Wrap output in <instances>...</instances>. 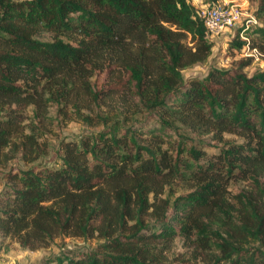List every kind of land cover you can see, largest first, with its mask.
Returning a JSON list of instances; mask_svg holds the SVG:
<instances>
[{
	"label": "trees",
	"instance_id": "1",
	"mask_svg": "<svg viewBox=\"0 0 264 264\" xmlns=\"http://www.w3.org/2000/svg\"><path fill=\"white\" fill-rule=\"evenodd\" d=\"M213 48L189 0H0V246L97 240L41 264H173L180 237L195 262L264 264V72L247 75L249 59L186 81ZM52 109L58 127L100 128L61 140L59 167L38 164Z\"/></svg>",
	"mask_w": 264,
	"mask_h": 264
},
{
	"label": "rangeland",
	"instance_id": "2",
	"mask_svg": "<svg viewBox=\"0 0 264 264\" xmlns=\"http://www.w3.org/2000/svg\"><path fill=\"white\" fill-rule=\"evenodd\" d=\"M190 3L195 7L200 16L203 15L204 12H207L209 8L214 6V4L210 0H189ZM224 1V0H222ZM227 2H234L239 4L243 9L244 13L248 16L255 18L256 24H250V28L243 32L240 31L241 27H234L232 30L225 31L218 38L214 40V48L210 58L207 62L203 64H199L193 67H190L184 70L183 74L186 81H191L193 79L203 80L205 79L212 69H220V70H229L231 68H237L243 62L251 59V64L244 69V72L253 76L257 72H264V55H262L258 50L253 49L250 44L252 42V38L255 37L254 31L255 28L263 25V22L257 17L256 13L259 7L258 0H227ZM239 36L240 39L246 40L249 44L246 45L242 50H238L233 47V40ZM42 40L50 41L53 39L51 34L43 33L39 36ZM29 120L32 119V111H27ZM56 111L52 109L50 112V118L53 120L52 123H48L51 132L47 133V140L50 144L48 154L38 162V164H42L49 167H59L61 166V162L58 159V144L61 140H75L79 139L80 136L84 134H90L91 132L98 131L100 128H92L84 126L81 123L71 121L66 125L58 127L56 122ZM138 120L141 122L144 121L143 116H139ZM148 130V127L144 128V131ZM192 136V135H191ZM195 139L199 142H205V145L201 147L203 151L209 152V154H217L219 153L218 148L223 145L220 144L218 148L209 147L218 146L215 142L209 139V136H194ZM227 139L243 142L237 136L227 135ZM149 138V136H148ZM173 138H165L167 145L171 144ZM209 144V145H208ZM164 146V148L167 147ZM15 164L20 168H29L30 165H25L23 162L19 160H15L12 165ZM248 181H237L233 182L230 186L232 192L236 193L241 189L247 188L249 186ZM4 187H3V186ZM5 188V182H0V193ZM188 192V190L182 185L178 188V193L182 194ZM0 242L2 239L0 238ZM99 242L97 240H93L91 242H84L82 240H72L67 239L65 242H60L53 246L51 249L43 250L39 252H30L27 250L21 249L16 243L11 242L10 240L4 241L0 246V261L3 264H41L45 259L50 258L51 256H55L60 254V250L64 247L70 249H94L98 246ZM188 251L187 246L182 238H177L174 242V246L172 251L170 252V260L173 264H203L201 259L198 262L192 261L190 259V255L184 256ZM177 258V261H175Z\"/></svg>",
	"mask_w": 264,
	"mask_h": 264
},
{
	"label": "built area",
	"instance_id": "3",
	"mask_svg": "<svg viewBox=\"0 0 264 264\" xmlns=\"http://www.w3.org/2000/svg\"><path fill=\"white\" fill-rule=\"evenodd\" d=\"M201 17L212 40L234 27L240 26L245 32L250 28V24L257 23L255 18L244 13L239 4L227 0L214 4ZM0 264L3 263L0 261Z\"/></svg>",
	"mask_w": 264,
	"mask_h": 264
}]
</instances>
